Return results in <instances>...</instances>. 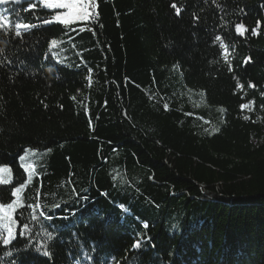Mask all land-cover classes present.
I'll list each match as a JSON object with an SVG mask.
<instances>
[{"label":"trees","instance_id":"obj_1","mask_svg":"<svg viewBox=\"0 0 264 264\" xmlns=\"http://www.w3.org/2000/svg\"><path fill=\"white\" fill-rule=\"evenodd\" d=\"M33 2L0 4V202L34 172L0 264H264V0H97L75 32Z\"/></svg>","mask_w":264,"mask_h":264},{"label":"snow or ice","instance_id":"obj_2","mask_svg":"<svg viewBox=\"0 0 264 264\" xmlns=\"http://www.w3.org/2000/svg\"><path fill=\"white\" fill-rule=\"evenodd\" d=\"M21 2V0H13V3L15 4H19ZM205 3L208 2V0H204ZM4 3H8V0H0V4H4ZM38 3L45 9H49V10H57V9H61L64 11H59L56 12L51 19H45L43 20V24L45 25H53V24H59V25H63L65 28H67L69 31H73L75 32L76 29L71 28L70 26L78 21H83V22H90V23H95V21L97 20V15H93V11L97 8V0H38ZM213 3H215V0H213ZM36 7V3L33 2V0H29V6L28 8L24 9V11H31L32 9H34ZM169 8L174 12V14L176 16H181L182 11H183V6L179 3V0H170L169 3ZM18 14V13H17ZM194 21L198 20L199 17L198 16H193ZM7 17L0 15V20H6ZM258 27L260 22H257ZM10 27V25H9ZM36 25H29L27 23H16L15 24V36L16 37H21L23 35V32H27L30 30V28H35ZM85 27H88V25L86 24ZM258 27H254L250 29L251 35L256 36L258 35ZM23 30V31H22ZM89 30H91V28H89ZM8 31V28H5V32ZM80 31H84V28H81ZM249 31V29H247L244 25L242 24H237L236 25V33L240 36H244L245 32ZM221 41V36L220 35H216L215 36V42H219ZM57 44V40L56 39H52L51 41V45L52 46H56ZM220 48H224L225 45L223 43H220ZM0 54H3V49H0ZM246 62H250V58L248 61ZM77 67H79V65H76ZM174 68L178 67V66H173ZM228 70L231 71V65L228 66ZM49 71H52V69H49ZM89 73L92 72V69L89 68L88 69ZM127 79V78H126ZM237 88H244L245 85L240 84L239 82H237L236 85ZM247 87L249 88H255L256 85L252 84V83H248ZM261 95H264V92L261 93ZM73 99H75V97H73ZM251 101L248 104H241L240 107L241 109H245V108H249L250 109V105H251ZM45 107H47V105H45ZM262 107H264V105H262ZM165 108H167V105H165ZM246 120L248 119L247 116L244 117ZM29 150L25 149V152L27 153ZM48 151L50 152L51 149H48ZM19 159L21 161H23L25 159L24 156H20ZM25 167V171L29 172V178L28 181H25L24 184H21L18 187H15L11 190V196L14 198L11 200V202L9 203H3L0 202V229H3V232L6 233L5 235H0V240H2V243L4 245H9L12 240L15 239V235H14V226L16 225L17 221L15 219H13V213L16 212L17 209H21L24 208V204L22 202V197H21V193L25 187V184L29 183L31 181L32 175L34 174V172L30 171L31 170V166H23ZM11 180V169L7 166H3L0 167V185H5L8 184ZM76 194V190L75 188H73L72 190V195ZM71 198V197H70ZM82 199L87 200V197H82ZM41 207L40 203H36L35 205H33L32 203H29L27 205L28 209H33L32 213H30V218L32 221H35L37 219V216L35 214V209H39ZM53 207L55 208H59L60 204L59 203H55L53 204ZM74 214V213H73ZM21 217H23V212L20 213ZM39 216L44 217L45 216V212L41 211L39 212ZM48 220H51L52 217L51 216H47L46 217ZM67 218V217H65ZM144 227H147V224L145 223ZM30 230V225L29 224H24L21 231H20V235L21 236H26L28 231ZM48 240L52 239V236L50 234H46ZM29 243H31V241H29ZM140 243L137 241L134 243L133 247L134 248H140ZM42 254L45 257H51V253L47 248H44L43 245L37 244L36 245V251L40 252L41 250Z\"/></svg>","mask_w":264,"mask_h":264},{"label":"rangeland","instance_id":"obj_3","mask_svg":"<svg viewBox=\"0 0 264 264\" xmlns=\"http://www.w3.org/2000/svg\"><path fill=\"white\" fill-rule=\"evenodd\" d=\"M61 10V9H60ZM64 11V10H63ZM1 231H3V229H0Z\"/></svg>","mask_w":264,"mask_h":264}]
</instances>
